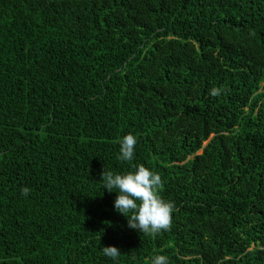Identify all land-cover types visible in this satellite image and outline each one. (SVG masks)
I'll return each instance as SVG.
<instances>
[{
    "label": "trees",
    "instance_id": "16d2710c",
    "mask_svg": "<svg viewBox=\"0 0 264 264\" xmlns=\"http://www.w3.org/2000/svg\"><path fill=\"white\" fill-rule=\"evenodd\" d=\"M141 164L174 204L155 235L101 179ZM157 255L264 264V0H0V264Z\"/></svg>",
    "mask_w": 264,
    "mask_h": 264
},
{
    "label": "clouds",
    "instance_id": "9594fccd",
    "mask_svg": "<svg viewBox=\"0 0 264 264\" xmlns=\"http://www.w3.org/2000/svg\"><path fill=\"white\" fill-rule=\"evenodd\" d=\"M217 94L216 90L212 91V95ZM136 144L135 136L132 134L124 136L120 141L118 159L132 161ZM101 179L104 182V188L109 192L117 189L118 195L114 201V208L118 213L126 216L130 228L138 229L140 233L146 235L170 230L174 204L166 202L159 195L163 183L158 173L152 172L141 164L134 172L123 175L103 171ZM28 191L27 188L23 190L25 195ZM102 251L105 256L113 260L120 255V250L115 246L103 247ZM151 264H168V259L164 255H157L152 258Z\"/></svg>",
    "mask_w": 264,
    "mask_h": 264
}]
</instances>
